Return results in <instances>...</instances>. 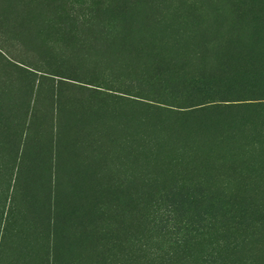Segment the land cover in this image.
<instances>
[{
    "label": "rangeland",
    "instance_id": "1",
    "mask_svg": "<svg viewBox=\"0 0 264 264\" xmlns=\"http://www.w3.org/2000/svg\"><path fill=\"white\" fill-rule=\"evenodd\" d=\"M0 264H264V0H0Z\"/></svg>",
    "mask_w": 264,
    "mask_h": 264
},
{
    "label": "trees",
    "instance_id": "2",
    "mask_svg": "<svg viewBox=\"0 0 264 264\" xmlns=\"http://www.w3.org/2000/svg\"><path fill=\"white\" fill-rule=\"evenodd\" d=\"M190 188H191V185H188L187 188L186 187L184 188V186L182 185L173 186V189H170V193L173 195H177V201L181 199L182 201L187 203V201L191 199V195H192V192L189 191ZM175 219L177 220L181 219L180 215L179 214L177 216L175 215ZM158 224L161 225L159 220H158ZM206 225L207 224L205 221V217L202 214H199L195 218L191 219L190 221H187V224L182 223V224L173 225L172 230H174L175 233H179L181 235V238H178L177 241H173V244H170V246L171 247L173 246L172 248H174L176 251L182 252L184 249L187 248V244L184 246L186 242L185 238L187 237V235L191 233H195V235H198L199 233L203 234L205 232L204 229L207 228V227L205 228ZM180 257L184 258V256H180Z\"/></svg>",
    "mask_w": 264,
    "mask_h": 264
}]
</instances>
